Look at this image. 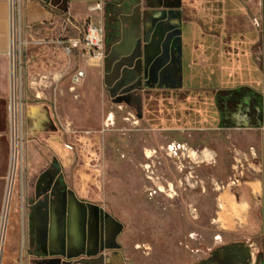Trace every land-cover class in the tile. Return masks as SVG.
<instances>
[{
	"label": "rangeland",
	"instance_id": "obj_1",
	"mask_svg": "<svg viewBox=\"0 0 264 264\" xmlns=\"http://www.w3.org/2000/svg\"><path fill=\"white\" fill-rule=\"evenodd\" d=\"M83 25L68 24L69 37L82 35ZM22 26L20 17L11 56L15 92L0 137L7 159L0 168V234L12 166L0 264L35 262L26 242L28 204L48 166L119 223L118 242L129 264H195L221 243L243 239L218 235L217 193L262 161L252 149L233 146L255 142L257 134L184 130L158 140L135 94L105 87L97 60L91 86L87 79L72 80L83 45L67 55L56 44L49 61L35 39L21 37ZM210 142L228 146L217 161L204 154ZM261 224L250 242L264 253V219Z\"/></svg>",
	"mask_w": 264,
	"mask_h": 264
},
{
	"label": "crops",
	"instance_id": "obj_2",
	"mask_svg": "<svg viewBox=\"0 0 264 264\" xmlns=\"http://www.w3.org/2000/svg\"><path fill=\"white\" fill-rule=\"evenodd\" d=\"M97 2L100 8L92 10ZM161 20L176 27L162 35L158 31L150 35L151 25ZM21 21V37L35 39V46L49 55V61H54L51 54L59 48L48 42L58 36L69 37L68 24L90 21L99 26L103 56L96 64L101 68L102 83L109 89L130 90L147 116L157 114L146 123L155 129L158 140L165 141L170 132L184 130L257 134L255 142L241 140L233 146L252 149L262 161L252 163L255 171L243 179L235 178L233 187L227 184L217 193L218 235H240L243 239L223 242L212 251L224 260L235 255L234 264H253L259 250L250 238L261 232L264 219V121L260 126L220 127L214 118V96L243 88L259 93L264 101V0H22ZM162 44L164 49H160ZM10 45L9 4L0 0V137L11 95ZM93 66L94 59L84 55L78 70L83 71L88 86L93 84ZM204 100L208 103L202 105ZM215 144L210 142L204 154L217 161L228 146ZM1 150L3 170L7 159ZM60 178L59 191L63 196L65 190L70 193L69 203L65 198L33 203L26 237L42 241L46 250L60 246L72 251L73 258L83 252L82 264H127L115 250L119 223L108 219L98 225L91 209L77 200L80 197L70 183L62 175ZM54 179L52 166H48L38 182L41 180L42 188L48 191ZM9 193L10 187L6 195ZM71 195L77 201L71 200ZM98 238L111 243L106 244V250L98 248ZM233 244L237 245L234 250L230 247ZM43 258L49 259H39Z\"/></svg>",
	"mask_w": 264,
	"mask_h": 264
},
{
	"label": "flooded vegetation",
	"instance_id": "obj_3",
	"mask_svg": "<svg viewBox=\"0 0 264 264\" xmlns=\"http://www.w3.org/2000/svg\"><path fill=\"white\" fill-rule=\"evenodd\" d=\"M214 105L216 108V111L214 113V118L216 120V124L220 127L259 126L264 121V101L259 93H255V92L249 93L245 89L239 90L238 92H233V91L218 92L214 96ZM152 115L154 114L149 113L147 116L146 113L145 117L147 116L146 119L149 118L153 119ZM52 172L55 173V179L52 182L53 187L51 188V190L46 191L44 188H42L43 184H40L41 180H39L37 188H35L33 200L31 201V203L28 204L29 208L33 203L36 202L42 203L48 200V198L53 199L55 201L56 200L61 201L62 199L65 198L66 202L68 201L69 203L70 193L67 190H65L64 193L65 197H64L62 193L59 191L61 175L58 172H55L54 170H52ZM72 197L73 196L71 195V200ZM74 199L75 198L73 197V200ZM77 200L83 203L88 209H91L92 213L94 214L95 218L98 221V225L103 223V220L105 221L109 219L107 216H105V214L102 212V209L98 205L84 201L81 198H78ZM29 208H28V217L29 215L32 214L29 211ZM99 228L100 226L98 227V230ZM98 240H99L98 248L105 249L106 244L110 243V242H102L100 238H98ZM114 240L116 244L115 250L119 251L123 256L124 261L127 264H129L126 261V257L120 250L118 235H114ZM26 242L31 250V253L35 257L34 258L35 262H33V264L36 263V259H39L40 256L41 257L48 256L49 258L48 261H44V258L39 259V261L42 264H82L83 252L82 255L81 253H79L80 254L79 257L73 258L72 256L74 252L68 251L67 249L63 250L60 246L54 250H46V244L44 243L42 244V241L40 242L39 240L36 241L26 237ZM85 252L86 251H84V253ZM110 252L112 251L110 250ZM253 264H264V253L261 250L258 251V255L253 260Z\"/></svg>",
	"mask_w": 264,
	"mask_h": 264
},
{
	"label": "built area",
	"instance_id": "obj_4",
	"mask_svg": "<svg viewBox=\"0 0 264 264\" xmlns=\"http://www.w3.org/2000/svg\"><path fill=\"white\" fill-rule=\"evenodd\" d=\"M9 4V28H10V37H11V45L9 54L12 56L14 54V37L17 32V23H20L21 17V7L22 0H8ZM100 8V3H95L92 10H97ZM53 42L61 46L62 50L67 54L71 55L74 50L79 48L80 46H84L86 49L81 53L82 56L88 55L97 61L102 60L103 56V33L102 29L91 23L90 21L84 23L83 25V33L79 36L63 38L62 36H58L53 39ZM83 78V71L78 70L72 77L74 82H79ZM13 89V93H12ZM15 87L13 82L11 81V95L10 101L13 102ZM13 95V96H12ZM11 103L9 105L10 109ZM179 147V146H177Z\"/></svg>",
	"mask_w": 264,
	"mask_h": 264
},
{
	"label": "water",
	"instance_id": "obj_5",
	"mask_svg": "<svg viewBox=\"0 0 264 264\" xmlns=\"http://www.w3.org/2000/svg\"><path fill=\"white\" fill-rule=\"evenodd\" d=\"M165 22H166V20H161L159 22H154L151 25V27L149 28L150 35H151L152 32H156V31L160 32L159 34L162 35V33L164 31H167V30H170V29L176 27L175 25H169V24H166ZM146 36H147V33L145 34V38H146ZM167 47L170 48L169 45ZM160 49H164L163 44L160 45ZM167 53H168V51H167ZM12 93H13V89H12ZM255 93H257V92H255ZM261 97H262V95H261ZM138 101H139L138 103L140 104V100H138ZM12 162H13V160H12ZM11 176H12V166H11V169H10V176H9V183H8V188L10 187V190H11V185H12V181L10 180ZM9 195H10V193L6 197V202L7 203H6V207H5V210H4V217H3L2 229H1V234H0V254H1V246H2V240H3V231H4V227H5L6 214H7V209H8V205H9ZM235 246H237V245L233 244L230 247H232L233 250H234ZM235 251H237V250H235ZM234 260H235V255H233V256L230 255V257H228L227 260H224L223 258H220L218 256L217 252H212L210 257H208L206 259H203V260H200V261H198L195 264H234Z\"/></svg>",
	"mask_w": 264,
	"mask_h": 264
},
{
	"label": "trees",
	"instance_id": "obj_6",
	"mask_svg": "<svg viewBox=\"0 0 264 264\" xmlns=\"http://www.w3.org/2000/svg\"><path fill=\"white\" fill-rule=\"evenodd\" d=\"M243 89V88H242ZM242 89H238V90H236V91H233V92H238L239 90H242ZM249 93H254V92H249Z\"/></svg>",
	"mask_w": 264,
	"mask_h": 264
},
{
	"label": "bare ground",
	"instance_id": "obj_7",
	"mask_svg": "<svg viewBox=\"0 0 264 264\" xmlns=\"http://www.w3.org/2000/svg\"><path fill=\"white\" fill-rule=\"evenodd\" d=\"M11 108H12V103H11V106H10V111H11Z\"/></svg>",
	"mask_w": 264,
	"mask_h": 264
}]
</instances>
